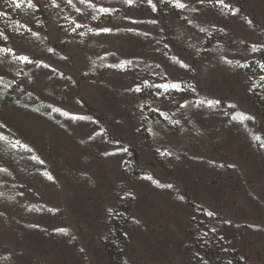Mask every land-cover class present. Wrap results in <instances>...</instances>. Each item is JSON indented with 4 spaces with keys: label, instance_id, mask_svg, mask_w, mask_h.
I'll use <instances>...</instances> for the list:
<instances>
[{
    "label": "rangeland",
    "instance_id": "obj_1",
    "mask_svg": "<svg viewBox=\"0 0 264 264\" xmlns=\"http://www.w3.org/2000/svg\"><path fill=\"white\" fill-rule=\"evenodd\" d=\"M92 2L116 11L0 0L8 37L0 47L64 74L0 53V168L10 173L0 172V264H189L191 234L244 264H264V0H225L229 8L184 0L183 10L153 0L157 12L147 0ZM72 21L85 27L73 32ZM105 26L113 32L88 31ZM120 60L135 63L106 66ZM165 77L185 91H129ZM209 99L220 103L199 104ZM17 140L31 151L13 147Z\"/></svg>",
    "mask_w": 264,
    "mask_h": 264
},
{
    "label": "snow or ice",
    "instance_id": "obj_2",
    "mask_svg": "<svg viewBox=\"0 0 264 264\" xmlns=\"http://www.w3.org/2000/svg\"><path fill=\"white\" fill-rule=\"evenodd\" d=\"M11 2L15 5L16 8H20L22 5H26L28 8L30 9H35L37 8V4L34 3V0H11ZM205 2H207L208 4H213V0H197V3L200 5L205 4ZM215 5L217 6H222L223 8H229L230 5L225 3V0H214ZM5 3H8V0H5ZM79 3L82 5H85L86 7L92 8L93 10H95L96 12L100 13V14H107V15H111L114 11H116V9H113L111 7H104V6H97L95 3L92 2V0H79ZM122 3L124 5H127L129 7H132L135 3V0H122ZM159 3L161 5L163 4H168L169 6H171L172 8H175L177 10H183L185 8H188L189 5L187 3L184 2V0H159ZM67 4L69 5H73V7H75V5L73 4V0H67ZM147 4L148 6L151 7L153 12H157L158 11V7L157 4L153 2V0H147ZM52 6L53 7H59V5L57 4V0H52ZM78 13L81 12L80 8H76L75 9ZM191 11H198V9L196 7H191L190 8ZM235 14V13H234ZM93 20L97 19V16H92L91 17ZM126 19H130L127 18ZM187 19V18H185ZM76 27L71 29L73 32L76 31V29L78 28H83L85 27V25L77 23L76 21H72ZM189 23H191V20L188 21ZM130 23L132 24H142V23H152V24H157L158 21L153 19L151 21H139V20H131L130 19ZM249 23H251V21H249ZM29 32L32 33L33 36H38V33L32 32L31 28L27 29ZM89 32H94L95 35H100L101 33L104 34H111L113 32V28L111 27H99L96 29H93L91 27L88 28ZM117 31H119V29H117ZM127 31L129 32H134L136 35H144V36H148L150 35V33H140L139 31H137L136 29L133 28H127ZM201 32H204L205 29L201 28L200 29ZM221 31H223V29H221ZM80 35H84L83 32L80 33ZM0 38H3L4 41H7L8 37L4 35L3 31L0 30ZM165 47L167 48L168 45L165 44ZM260 47H264V45L260 46ZM259 50L258 46L253 44L251 46V51L255 52ZM49 51H54L53 49H49ZM0 53H3L5 55L7 54H12L14 59L18 62H20L21 64H26V65H35L36 68H43V69H50V71L52 73H57L58 75H60L62 78H64V74L58 73L56 68H52L51 65L44 63V61L42 60H33L32 58H30L27 55H16L15 52L13 51V49L11 48H7V47H0ZM112 55H115L114 53ZM104 59V58H101ZM226 63L231 64L232 61L231 60H227L225 58ZM172 62L176 63L179 62L180 67L188 69L189 65L183 63V61H179L177 57H173L172 58ZM134 61L133 60H120L118 63H112V64H107L106 66L109 68H114V69H119L121 71H126L127 68L129 66H133L134 65ZM156 67H159V65H156ZM259 67L261 68L262 71H264V62H261ZM17 75H19V72L17 73ZM67 79H71V77H67ZM165 82L164 83H154V82H150L148 80L143 81V84H137L135 85L133 88H130L129 91H134L136 93H140L143 88H153V89H159L161 91H158L155 93V95L157 97L161 96V95H167L168 93L171 92H180V91H185L184 87H183V82H172V81H167L166 77L164 78ZM262 80H264V77H261ZM4 80L3 76H0V82H2ZM14 83V81H13ZM10 86V85H9ZM192 92L196 91V87L193 85L190 89ZM190 102L189 101H185L183 104L180 105L181 108L188 106ZM220 103L219 100H202L199 102L200 105H207L209 108H213L216 105H218ZM143 107V106H141ZM230 107H235L230 106ZM36 111H39V109H37ZM53 112H56L60 115H63L66 119H70V120H85L88 119L90 120V117H84V116H77L74 114H71L67 111H64L63 109L60 108H52ZM150 111L155 112V113H159V115L161 117H164V119L166 120H171V117L168 115V113L166 111H162L159 107L156 108H150ZM247 119L251 120L253 119V117H246ZM173 125L179 124L180 121L179 120H172L171 121ZM4 125H0V128H3ZM149 133L151 134V129L148 130ZM92 137H89V139H91ZM5 139L3 133H0V140ZM257 140H260V137H256ZM17 145H19L22 148H25L27 151H31L30 148H27L26 145H22L21 142L19 140L15 141V144L13 145V147H16ZM260 147L264 148V143L260 144ZM123 151H127V149H123ZM116 153H105V155H115ZM164 155H171V153H162ZM33 160L37 161L40 164H43L44 162L42 160H39L38 157H33ZM223 166V165H221ZM0 172L5 173V174H10L8 173V169L7 168H0ZM43 175H45L49 180H52L53 177L48 174L46 171L44 173H42ZM167 187L171 188L172 185H167ZM207 216L212 217L215 216L216 214L214 212H207L206 213ZM226 223H230L229 221H225ZM56 231L59 232H63L65 231L64 229H57ZM211 231L215 232L216 229L212 228ZM205 235H207V233H205Z\"/></svg>",
    "mask_w": 264,
    "mask_h": 264
},
{
    "label": "trees",
    "instance_id": "obj_3",
    "mask_svg": "<svg viewBox=\"0 0 264 264\" xmlns=\"http://www.w3.org/2000/svg\"><path fill=\"white\" fill-rule=\"evenodd\" d=\"M189 264H244L235 253H219L213 244H201L199 237L189 236Z\"/></svg>",
    "mask_w": 264,
    "mask_h": 264
}]
</instances>
